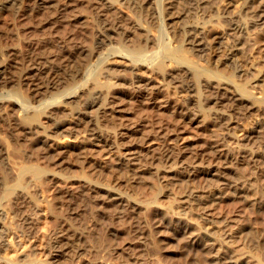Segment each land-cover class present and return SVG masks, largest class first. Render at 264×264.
<instances>
[{
  "label": "rangeland",
  "instance_id": "rangeland-1",
  "mask_svg": "<svg viewBox=\"0 0 264 264\" xmlns=\"http://www.w3.org/2000/svg\"><path fill=\"white\" fill-rule=\"evenodd\" d=\"M55 1L33 7L35 17H30L19 16L21 0H0V7L12 8L16 16L0 21V97L16 101L0 103V161L6 162L5 168L0 163V174L13 170L7 180L13 187L18 163H39L49 170L45 186L28 173L26 188L13 187L27 190L30 199L37 196L24 217L3 193L9 185L0 184V198L5 197L0 199V264H214L210 256L215 252L219 264H231V256L243 264H264V89L251 85L264 66V0H198V10H187L185 0ZM258 5L262 8L256 13ZM55 8L58 20L44 25L41 17ZM98 19L113 20L116 30L103 33ZM234 20L246 31L232 28ZM186 23L204 26L199 49L188 42ZM82 28L103 41L85 42L88 51L82 55L88 61L79 74L65 73V84L56 86L40 85L34 76L17 81L19 70L12 65L19 61L25 66L21 57L29 51L26 47L38 46L32 53L39 59L44 56L40 44L49 40L74 49L80 40L69 36ZM237 38L240 49L227 59ZM130 59L143 65L131 69ZM159 59L165 65L162 73L153 64ZM94 73L109 92L88 106ZM187 81H192L190 87ZM70 83L81 87L75 95L60 97ZM54 96L59 101L48 110L46 101ZM28 104L39 108L42 117L27 126L22 105ZM106 123L108 127L101 126ZM93 125H100V144L106 149L92 146ZM39 137L65 147L49 155ZM69 142L79 148L66 146ZM119 157L124 164H118ZM183 211L211 235L210 250L191 243L176 223H167Z\"/></svg>",
  "mask_w": 264,
  "mask_h": 264
},
{
  "label": "bare ground",
  "instance_id": "bare-ground-1",
  "mask_svg": "<svg viewBox=\"0 0 264 264\" xmlns=\"http://www.w3.org/2000/svg\"><path fill=\"white\" fill-rule=\"evenodd\" d=\"M20 1V0H19ZM55 1V0H54ZM59 1V0H58ZM57 1V2H58ZM128 1V0H127ZM164 1V0H163ZM178 1H180V0H178ZM261 1V0H260ZM260 1H259V3H260ZM46 3V2H49V0H21V6H22V8H23V10H21V12H20V10H19V12H20V15L19 16H22V15H29L30 17H35V15H34V13H31V11L33 10V11H35V9L33 8V7H37L38 5H40V4H42V3ZM56 2V1H55ZM181 2V1H180ZM248 3V2H247ZM258 3V4H259ZM5 4V3H4ZM11 4V3H10ZM262 4H263V2H262ZM185 5L186 6H184V7H186V9L187 10H192L193 8V10H195V9H197L196 7H199V5H200V2H198V0H185ZM255 6H256V4H254ZM260 5V4H259ZM258 5V6H259ZM20 6V7H21ZM50 6V5H49ZM253 6V5H252ZM32 7V8H31ZM53 7H54V5H53ZM21 8V9H22ZM46 8V7H45ZM48 8V7H47ZM251 8V7H250ZM257 9H258V7H256ZM261 8H262V5L261 6H259V9L257 10V11H255L256 13L259 11V10H261ZM264 8V7H263ZM50 9V8H49ZM164 9V8H163ZM181 9V8H180ZM182 10H184V9H182ZM198 10V9H197ZM246 10V9H245ZM55 11H56V8L53 10V11H49L48 13L49 14H47L45 17H41V19L42 20H44V21H42L43 22V24L44 25H46V24H54L58 19H57V16L55 17V15H54V13H55ZM222 11V10H221ZM220 11V12H221ZM15 12V11H14ZM14 12H13V10H12V8H9V7H0V21L1 22H9V21H14V19H15V17L16 16H14ZM18 12V11H17ZM18 12V13H19ZM47 12V11H46ZM196 12V11H195ZM263 12V11H262ZM36 13V12H35ZM43 13V12H42ZM178 13L179 14H183L184 13V15H185V12H179L178 11ZM44 14V13H43ZM189 14V13H188ZM262 13H260L259 14V16L261 15ZM38 16V15H37ZM41 16V15H40ZM42 16H44V15H42ZM223 16V15H222ZM250 16H251V14H250ZM26 17V16H25ZM181 17V16H180ZM21 18V17H20ZM234 18V17H233ZM24 20V19H23ZM30 20V19H29ZM32 20V19H31ZM38 20V19H37ZM33 21H35V20H33ZM32 21V22H33ZM113 21V20H112ZM112 21L111 20H108V21H106V20H103V19H98V24H97V26H99L100 28H101V30H102V32L103 33H105V34H110L111 32H114L115 30H116V26H115V23L113 24L112 23ZM31 22V23H32ZM203 22V21H202ZM37 23V22H36ZM205 23V22H204ZM203 23V24H204ZM71 24V23H70ZM110 24V26H108ZM206 24V23H205ZM204 24V25H205ZM231 25H232V28H237V30H240V32H242L243 33V29H244V26L242 27V26H240L238 23H237V20H234L233 21V23H230ZM242 24V23H241ZM40 25V24H39ZM126 25V24H125ZM202 25V24H201ZM201 25H198V23L197 24H194V23H190V24H187L186 23V27H185V34H187V37H189V41H188V39H187V41L188 42H190V44L192 45V48H193V46L194 47H196L197 49H199L200 47H197V46H199V45H203V43H204V41H203V38L205 37V34H204V37H203V28H204V26H201ZM76 26V25H75ZM85 27V26H84ZM6 28V27H5ZM38 28V27H37ZM43 28V27H42ZM71 28H73V27H71ZM3 29V28H2ZM88 28H86V29H84V28H82V29H79V30H76V31H74V32H72L71 33V36H69V37H71V39H73V40H80V44L77 46V47H75L74 49H70V47L69 46H65L64 44H61V43H59L58 41H56V40H49V41H46V42H44V43H42V44H40L41 45V47H43V53H44V56L43 57H40V59L39 58H37V57H35L36 55H34L33 53H32V51L33 50H35V49H37L38 48V46H37V48L35 47V48H33V49H31V47L29 48V47H26V49L27 50H29L27 53H21V54H23L22 55V57H21V64H25V66L24 67H21L19 64H20V62L19 61H17L15 64L16 65H12V66H14L15 67V70H19V73L16 75L17 76V81L19 80H23L24 78H26L27 80L29 79V78H31V79H33L32 77L34 76V78H36L37 80L39 79L40 81V83H42V84H40V85H47V84H49V85H51V86H56L57 84H59L61 81H62V79L64 78V76L66 75L65 73H67V74H71L73 77H75V75L76 74H79L80 72V68H81V66L82 65H85L84 63H85V61L87 62L88 60H87V57L85 58V56L84 55H82L83 53L85 54L87 51H88V49H86V44H85V42L89 39V38H91V43L93 44V45H99V44H101V42L103 41V39H102V37H101V35H98V36H96V37H92L91 36V33L93 32V30H91V31H89V29L87 30ZM183 30V29H182ZM245 30V29H244ZM9 31V30H8ZM11 31V30H10ZM41 31V30H40ZM246 31V30H245ZM13 32V31H12ZM18 32V31H17ZM45 32V31H44ZM22 34V33H21ZM92 34H94V32L92 33ZM12 34H9L8 36H9V38L11 39L12 38V36H11ZM18 34L16 33V36H17ZM239 35V34H238ZM14 36V35H13ZM95 36V35H94ZM186 36V35H185ZM242 36V35H241ZM22 37V36H21ZM221 37V36H220ZM239 37V36H238ZM1 38V37H0ZM8 38V37H7ZM6 38V39H7ZM8 38V39H9ZM15 38V37H14ZM17 38V37H16ZM31 38V37H30ZM59 38V37H58ZM186 38V37H185ZM240 38V37H239ZM239 38H237L236 40H234L233 41V44H231L230 45V47H229V49L227 50V52L225 53L226 54V56H227V59H228V57L230 58V57H232L234 54H235V51L236 50H238V49H240V43H241V39H239ZM2 39V38H1ZM13 39V38H12ZM56 39V38H55ZM234 39V38H233ZM29 40V39H28ZM232 40V39H231ZM2 41V40H1ZM21 41V40H20ZM19 41V42H20ZM64 41V40H63ZM217 41V40H216ZM3 42V41H2ZM30 42V41H29ZM67 42V41H66ZM206 42V41H205ZM219 42V41H218ZM9 44V43H8ZM73 44V43H72ZM243 44V43H242ZM6 45V44H5ZM67 45V44H66ZM68 45H69V43H68ZM76 45V44H75ZM89 45V44H88ZM3 46V45H2ZM28 46V45H27ZM224 46V45H223ZM41 47H39V49L41 48ZM118 48V47H117ZM195 48V49H196ZM241 48H242V46H241ZM15 49V48H14ZM20 49V48H19ZM42 49V48H41ZM40 49V50H41ZM133 49H134V47H133ZM215 49V48H214ZM217 49H218V47H217ZM116 50V49H115ZM121 50V49H120ZM134 50H136V49H134ZM180 50V49H179ZM179 50H177V51H179ZM22 51V50H21ZM122 51V50H121ZM138 51V50H137ZM172 50H170V52H171ZM173 51H175V53H179V52H176V50H173ZM2 52V51H1ZM14 52V51H13ZM41 52V51H40ZM117 51H115V53L114 54H118V53H116ZM165 52H167V53H165V54H168L169 52L166 50ZM225 52V51H224ZM16 53V52H15ZM129 53V52H128ZM127 53V54H128ZM130 53H131V51H130ZM129 53V54H130ZM174 53V52H173ZM175 53H174V55L171 53V55H173V57L175 56ZM181 53V52H180ZM1 54H4V53H1ZM122 55L121 56H123V57H126L127 58V56L128 55H126V54H124V53H121ZM135 54H137V53H135ZM135 54H133V55H135ZM5 55V54H4ZM86 55V54H85ZM131 55H132V53H131ZM132 55V56H133ZM170 55V54H169ZM168 55V56H169ZM79 56H83V57H81V59H80V61H78V59L77 58H79ZM88 56V55H87ZM167 56V55H166ZM181 56V55H180ZM14 57V56H13ZM136 57V56H135ZM138 57V56H137ZM176 57V56H175ZM174 57V59H176ZM20 58V57H19ZM18 58V59H19ZM134 57H132V59H133ZM169 58V57H168ZM167 57H166V59H168ZM171 58V57H170ZM179 58V57H178ZM128 59V58H127ZM132 59H130L131 60V66L130 67H132L131 69H136L137 68V70H138V67L142 64L143 65V63L142 62H139V61H137V60H132ZM173 59V60H174ZM180 59V58H179ZM129 60V61H130ZM163 61L165 60L164 58L162 59ZM162 60H158V61H156L155 63H153L156 67L155 68H157V71L159 70V72L161 71V73H162V71L164 70V68H165V65H164V62L162 61ZM168 60H170V59H168ZM172 60V59H171ZM76 61H78V62H76ZM107 61V60H106ZM178 61H180V60H178ZM182 61V60H181ZM71 62L72 63H74V62H76V64H75V66H73V64L71 65ZM187 62V61H186ZM12 63V62H11ZM176 63H179V62H177L176 61ZM180 63H182V62H180ZM180 63H179V65H180ZM191 64V63H190ZM189 64V65H190ZM153 65V66H154ZM182 65V64H181ZM11 67V66H10ZM70 67H71V69H70ZM193 67V66H192ZM191 67V68H192ZM153 68V67H152ZM196 68V67H195ZM187 69V68H186ZM189 69V68H188ZM193 69V68H192ZM199 70V69H198ZM202 70V69H201ZM155 71V70H154ZM179 71V70H178ZM193 71L194 72H196L197 70H194L193 69ZM205 72L206 70H202V72ZM207 71H208V69H207ZM210 71V70H209ZM198 73L200 72V71H197ZM196 73L197 74V76L201 73ZM95 74L96 73H94V78H90L91 80H90V82H91V84L93 85V88H94V91H93V93L91 94V97H90V99L91 100H89L88 102H87V105L88 106H93V105H96L98 102H99V98H101V95L104 93L105 94V92H109V86L107 85L106 86V84H105V81H102L103 79H100V77H97V76H95ZM160 74V73H159ZM204 74V73H203ZM211 74V73H210ZM97 75V74H96ZM98 75H100V73L98 74ZM201 75V74H200ZM191 76V75H190ZM189 76V77H190ZM72 77V79H71V81L72 82H75V79ZM193 77V76H192ZM199 77V76H198ZM201 77V76H200ZM203 77V76H202ZM255 77V79L253 80V81H251L252 82V84L251 85H258L259 87H260V85H262L263 86V89H264V66H263V69L262 70H260L259 72H258V74L256 75V76H254ZM253 77V78H254ZM136 78V77H135ZM30 79V80H31ZM138 79V78H137ZM198 79H200V78H198ZM6 80V79H5ZM12 80H15V79H13L12 78ZM11 80V81H12ZM10 81V82H11ZM16 81V82H17ZM32 81V80H31ZM70 81V82H71ZM30 82V81H29ZM67 82V81H66ZM89 82V83H90ZM192 82V81H191ZM191 82L190 81H187L186 83H185V85L186 86H188V87H190L191 86ZM218 82V81H217ZM8 83H9V81H8ZM18 83V82H17ZM38 83V82H37ZM62 84H65V83H63V82H61ZM206 83V82H205ZM204 83V84H205ZM222 83V82H221ZM29 84V83H28ZM71 84V83H70ZM195 84V83H194ZM203 84V85H204ZM19 85V84H18ZM39 85V84H38ZM68 85V84H67ZM72 86L70 87V88H68V90H64L62 93L60 92V94H59V96L60 97H62V96H66V95H70L71 94V96L72 95H75L76 94V92H77V90H79L80 89V87H81V84H76V83H73V84H71ZM65 86V85H64ZM83 86V85H82ZM42 87V86H41ZM40 87V88H41ZM251 87V86H250ZM35 88V87H34ZM238 88H239V86H238ZM262 88V87H261ZM33 89V88H32ZM31 89V90H32ZM236 89V88H235ZM42 90V89H41ZM238 90V89H237ZM245 90V89H244ZM241 91V90H240ZM40 92V91H39ZM247 92V91H246ZM38 93V92H37ZM90 93V92H89ZM115 93H116V91H115ZM33 94H35V93H33ZM112 94V93H111ZM36 95V94H35ZM53 96V95H52ZM58 96V97H59ZM103 96V95H102ZM119 96V95H118ZM31 97V96H30ZM34 97V96H33ZM117 97V96H116ZM120 97V96H119ZM118 97V98H119ZM241 97H244V96H241ZM217 98V97H216ZM31 99V98H30ZM242 99V98H241ZM243 99H245V98H243ZM28 100H29V98H28ZM104 100V99H103ZM105 100H106V98H105ZM233 100V99H232ZM18 101V100H17ZM58 99H57V96H54V97H52L50 100H47L46 101V108H47V106H49V105H51V104H53V103H58ZM248 101H250V100H248ZM16 101H15V99H12V98H6V97H0V103L1 104H5V105H10V104H13V103H15ZM20 102V101H19ZM105 102V101H104ZM102 104H103V102H101ZM233 103V102H232ZM20 104H21V102H20ZM195 104V103H194ZM231 104V103H230ZM250 104V103H249ZM251 104H253V103H251ZM196 105V104H195ZM198 105V104H197ZM98 106V105H97ZM243 106V105H242ZM241 106V107H242ZM4 107V106H3ZM32 107H33V105H30V104H28L27 106H24V105H22V108H23V110L25 111V113L27 114V115H24V117H23V122L25 123V124H27V126H28V124H32L34 121H37V120H39L42 116H41V113L40 112H38V110H39V108L38 109H32ZM50 107V106H49ZM51 107H53V106H51ZM51 107L48 109V110H50L51 109ZM193 107V106H192ZM21 108V107H20ZM45 108V109H46ZM173 108V107H172ZM175 108V107H174ZM238 108V107H237ZM29 109H31V110H33L32 112V114H29V112H28V110ZM45 109L44 110H42V108L40 109L41 110V112H44L45 111ZM182 109V108H181ZM47 110V109H46ZM28 112V113H27ZM51 112V111H50ZM165 112H166V110H165ZM45 113V112H44ZM53 113V112H52ZM162 113V112H161ZM180 115V114H179ZM137 116V115H136ZM170 116H171V114H170ZM80 119L81 120H85L84 118H83V116H81L80 117ZM114 119V118H113ZM80 120V121H81ZM5 121V120H4ZM3 121V122H4ZM20 121H21V119H20ZM40 121V120H39ZM83 121H81V122H83ZM89 121V120H88ZM91 121V120H90ZM106 121H108V120H106ZM96 122V121H95ZM102 122H104V121H102ZM109 122H110V120H109ZM21 123V122H20ZM39 123V122H38ZM88 123V122H87ZM89 124V123H88ZM92 124V123H91ZM107 124V123H106ZM113 124V123H112ZM112 124H110L111 126H112ZM24 125V124H23ZM109 125V126H110ZM8 126V125H7ZM15 126V125H14ZM17 126V125H16ZM91 126V125H90ZM101 126H106V127H108V124L107 125H101ZM8 127H10V126H8ZM26 127V126H25ZM97 127H100V125L99 126H96V125H93L92 127H91V129L93 130L94 129V134H95V141L93 142V143H91L92 144V146H100V149L102 148V149H106V147H104L103 146V144H100V141H101V136H102V132H99V129L97 128ZM7 128V127H6ZM13 128V127H12ZM21 128V127H20ZM9 129V128H8ZM15 129V128H14ZM17 129V128H16ZM23 129V128H22ZM21 129V130H22ZM98 129V130H97ZM102 129V128H101ZM113 129H114V127H113ZM7 131V130H6ZM9 131V130H8ZM30 131V130H29ZM29 131H28V133H29ZM18 132H19V130H18ZM21 132V131H20ZM43 132H45V131H43ZM93 132V131H92ZM8 133V132H7ZM16 133V132H15ZM45 133H47V132H45ZM143 133V132H142ZM12 134H13V132H12ZM25 134V133H24ZM8 135V134H7ZM29 135V134H28ZM46 135H48V134H46ZM147 135V134H146ZM9 136V135H8ZM11 136V135H10ZM13 136H14V134H13ZM17 136V135H16ZM41 136V135H40ZM136 136H138V135H136ZM135 136V137H136ZM246 136V135H245ZM24 137V136H23ZM22 137V138H23ZM134 137V136H133ZM145 137V136H144ZM21 138V139H22ZM25 138V137H24ZM106 138H108V137H106ZM11 139V138H10ZM12 139H15V137L14 138H12ZM31 139V138H30ZM38 139H40V137L38 138ZM44 139V138H43ZM38 140V141H40V142H42L43 144H44V152L45 153H47V154H51V153H53V152H55L56 150H61V148H63V147H65V145H63V143L62 144H58V143H55V142H51V141H49V140H47L46 138L44 139V140ZM53 139V138H52ZM57 139V138H56ZM25 140V139H24ZM31 140H35L34 138H32ZM50 140H51V138H50ZM134 140V139H133ZM18 141V140H17ZM27 141V140H26ZM29 141V140H28ZM36 141H37V139H36ZM21 142H23V141H21ZM33 142V141H32ZM104 142V141H103ZM116 142V141H115ZM18 143H20V142H18ZM29 143V142H28ZM14 144H15V141H14ZM68 145H66V146H70L72 149H74V150H76L77 148H79L78 146L79 145H77L75 142H69V143H67ZM131 144V143H130ZM13 145V144H12ZM21 145V144H20ZM24 145V144H23ZM37 146V145H36ZM26 147H27V145H26ZM38 147H39V145H38ZM43 147V146H42ZM108 147H110V146H108ZM13 148H15V145L13 146ZM85 148H87L88 149V147H85ZM99 148V147H98ZM1 149V148H0ZM10 149H12V148H10ZM16 149H17V146H16ZM28 149V148H27ZM101 149V150H102ZM13 150H15V149H12V151ZM80 150V149H79ZM140 150V149H139ZM3 151V150H2ZM11 150H10V154H11V152H12ZM19 151H20V149H19ZM62 151V150H61ZM109 151V149L107 148V151L106 152H108ZM138 151V150H137ZM3 152H5V151H3ZM20 153V152H19ZM23 153H25V152H22V154ZM15 153H13V154H11L12 156L14 155ZM21 154V155H22ZM143 154V153H142ZM8 155H9V152H8ZM7 155V156H8ZM23 155H25V154H23ZM22 155V156H23ZM54 155V154H53ZM2 156V154H1V151H0V157ZM16 156V155H15ZM17 156H18V154H17ZM31 157V155H27V157ZM42 156V155H41ZM58 156V155H57ZM10 157V156H9ZM26 157V156H25ZM25 157H23V158H25ZM10 158H12V157H10ZM126 158V157H125ZM33 159V158H32ZM120 159V157L118 158V164H124L123 163V159L121 160H119ZM0 160H2L1 158H0ZM14 160V159H13ZM17 160V159H16ZM57 160V158L56 159H54L53 161H56ZM67 160V159H66ZM15 161V160H14ZM23 161V160H22ZM68 161V160H67ZM4 159H3V164H4ZM10 162H11V160H10ZM13 162V161H12ZM33 162V161H32ZM62 162H64V161H62ZM62 162H59V163H57V164H60V163H62ZM0 163H1V161H0ZM1 163V165H3ZM6 163V162H5ZM8 163V162H7ZM17 162H15V165H17L16 164ZM71 163V162H70ZM135 163H137V162H135ZM11 164V163H10ZM12 164H14V162L12 163ZM39 163H37V165L36 164H30V163H27V162H21V164L20 163H18V167H16L15 165H13V166H15L16 168H17V171H16V181L13 179V181H15L14 183H12L13 185H15V186H13V187H16V186H21V187H25L26 186V184H25V186H24V183L25 182H27L28 180H26V177H27V174L29 173V174H31V175H33L36 179H38V182L39 183H42V185L43 184H46L45 182H47V181H45V177H44V175H46L45 173H47L49 170L47 169V165H44V166H41V164H39ZM55 164V163H54ZM66 164V163H65ZM138 164V163H137ZM8 166L7 167H9V164H7ZM42 165H43V163H42ZM126 165H127V163H126ZM125 165V166H126ZM145 165H146V163H145ZM4 166V165H3ZM2 166V167H3ZM6 166V165H5ZM5 166L3 167V168H5ZM11 166V165H10ZM13 166H12V169H13ZM64 166V165H63ZM63 166H61V168L63 167ZM127 166H129V165H127ZM131 166H133V165H131ZM131 166H129V168L131 167ZM137 166H139L140 167V164H138ZM136 166V167H137ZM98 167V166H97ZM139 167H137V168H139ZM67 168H69V167H67ZM125 168H127V167H125ZM131 168H133V167H131ZM135 168V167H134ZM9 169H10V167H9ZM66 169V168H65ZM3 169H1V171H2ZM136 170V169H135ZM139 170V169H138ZM4 171H6V170H3V172ZM9 170H7L6 172H1V174L0 175H2V173H3V175L4 176H0V184L1 183H3V181L5 182L6 181V183H7V180H9L10 179V177L12 178V176L11 175H13L14 173V171L13 170H11V172H12V174L10 175V171L8 172ZM67 171V170H66ZM68 172V171H67ZM71 172V171H70ZM132 172V171H131ZM135 171H133L132 173H134ZM198 173H200L201 171H197ZM49 173V172H48ZM63 174V173H62ZM68 174V173H67ZM56 175V174H55ZM69 175V174H68ZM14 176V175H13ZM67 175H62V179L64 178V177H66ZM87 176V175H86ZM129 176V175H128ZM134 176H135V173H134ZM60 177V176H59ZM130 177V176H129ZM132 177V176H131ZM15 178V177H14ZM48 178V177H47ZM67 178H69V177H66L65 179H67ZM94 178V177H93ZM99 178V177H98ZM86 179V178H85ZM26 180V181H25ZM47 180V179H46ZM81 180V179H80ZM125 180V179H124ZM127 180V179H126ZM12 180H10V181H8V183L9 182H11ZM25 181V182H24ZM83 182V181H82ZM6 184V185H9V184ZM237 183H238V181H237ZM4 184L5 183H3V186H4ZM11 184V183H10ZM85 184V183H84ZM88 184V183H87ZM234 184H236V183H234ZM5 185V186H6ZM241 185H242V183H241ZM2 186V185H1ZM10 186V185H9ZM9 186H6V188L4 189L3 187H0L1 188V190H2V188H3V190H4V192L3 193H5L4 195L7 197H9V200H11L10 198L12 197L13 198V203H15V210L17 211V214L19 213V215H22L23 217H24V214L26 213V207L27 208H29V210H30V203H29V201H31V199L33 198V197H37L36 195L35 196H31L32 198L30 199L29 198V196L26 194V192H27V190H25V189H23V190H25V191H23V190H17V191H15V188H13V187H9ZM36 186V185H35ZM43 186H45V185H43ZM233 187V186H232ZM241 187V186H240ZM17 188V187H16ZM26 188V187H25ZM234 188V187H233ZM236 189V188H235ZM226 192V191H225ZM1 193V192H0ZM241 193V192H240ZM227 194V193H226ZM229 194V193H228ZM231 194H233L232 192H231ZM73 195V194H72ZM81 195V194H80ZM87 195V194H86ZM118 195V194H117ZM225 195V194H224ZM223 195V196H224ZM237 195V194H236ZM243 195V194H242ZM241 195V196H242ZM216 196V195H215ZM219 195H217L216 197H218ZM235 196V195H234ZM239 196V195H238ZM1 197L2 198H4L5 199V197L3 196V195H1ZM83 197V196H82ZM87 197V196H86ZM201 197V196H200ZM2 198H0V199H2ZM34 198V199H35ZM69 198V197H68ZM124 198V197H123ZM245 198V197H244ZM72 199V198H71ZM82 199V198H81ZM87 199V198H86ZM7 200H8V198H7ZM193 200V199H192ZM216 200V199H215ZM36 201V200H35ZM70 201V200H69ZM82 201V200H81ZM124 201V200H123ZM124 202H126V201H124ZM17 204V205H16ZM124 204V203H123ZM13 205V204H12ZM28 206H30V207H28ZM64 207V206H63ZM148 207V206H147ZM151 208V207H150ZM63 209V208H62ZM65 209H67V208H65ZM157 209V208H156ZM148 210V209H147ZM152 210V209H151ZM28 211V210H27ZM63 211V210H62ZM120 212V211H119ZM29 213V212H28ZM62 213V212H61ZM68 213V212H67ZM149 213V212H148ZM179 213V212H178ZM66 214V213H65ZM165 214V213H164ZM27 215V214H26ZM166 215V214H165ZM17 216V215H16ZM68 216V215H67ZM75 217V216H74ZM26 219V218H25ZM73 220V219H72ZM156 220V219H155ZM195 220V219H194ZM193 219L191 220V216H189V213H187L186 211H183V212H180L178 215H175V216H170L169 217V219L167 220V223L168 224H171L172 222H174V223H176L177 224V226L179 225V230H180V232H182L183 234H187L188 235V237H189V241L191 242V243H195V244H199L200 246H201V248H203V249H205V251L208 249V250H210L211 249V244L212 243H210V240H212V239H210V234L208 233V232H206L205 230L203 231V229H202V227L204 228V226H203V224L201 225V224H199L200 222H198V223H196L195 221H194ZM163 225V224H162ZM173 226V225H172ZM208 226V225H207ZM206 226V227H207ZM210 226V225H209ZM72 227V226H71ZM221 228V227H220ZM64 229H66V228H64ZM72 229V228H71ZM204 229H206V228H204ZM218 229V228H217ZM74 231V230H73ZM72 231V232H73ZM138 231V230H137ZM135 232V231H134ZM143 234V233H142ZM71 235V234H70ZM137 235V234H136ZM73 236V235H72ZM143 237V236H142ZM153 237V236H152ZM78 238V237H77ZM187 238V237H186ZM152 239V238H151ZM187 240V239H186ZM215 240V239H214ZM78 241V240H77ZM71 243V242H70ZM69 243V244H70ZM73 243V242H72ZM155 244V243H154ZM188 244V243H187ZM61 245V244H60ZM152 245V244H151ZM136 246V245H135ZM188 246V245H187ZM156 248V247H155ZM190 248H191V246H190ZM157 250V249H156ZM207 250V251H208ZM209 255V254H208ZM218 255L219 254H217V252H215V253H213V254H211V256H210V260H211V262H213L214 264H219L220 262H221V260H219V258H218ZM220 256V255H219ZM233 256H231V259H228L229 261H230V263L231 264H243L242 263V261L240 260L239 261V259L238 258H232ZM221 259V258H220ZM128 261V260H127ZM225 261V260H224ZM24 262V261H23ZM223 262V261H222ZM9 263V262H8ZM21 263V262H20ZM25 264H27L26 262H24ZM29 263V262H28ZM31 263V262H30ZM224 263V262H223ZM228 263V262H227ZM13 264H15V263H13ZM21 264H23V263H21ZM222 264V263H221Z\"/></svg>",
  "mask_w": 264,
  "mask_h": 264
}]
</instances>
